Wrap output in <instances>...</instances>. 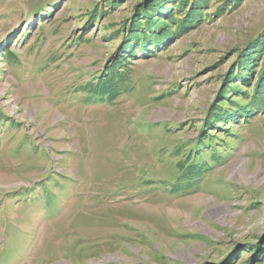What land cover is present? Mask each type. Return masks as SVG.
I'll use <instances>...</instances> for the list:
<instances>
[{"label": "rangeland", "instance_id": "obj_1", "mask_svg": "<svg viewBox=\"0 0 264 264\" xmlns=\"http://www.w3.org/2000/svg\"><path fill=\"white\" fill-rule=\"evenodd\" d=\"M0 264H264V0H0Z\"/></svg>", "mask_w": 264, "mask_h": 264}, {"label": "bare ground", "instance_id": "obj_2", "mask_svg": "<svg viewBox=\"0 0 264 264\" xmlns=\"http://www.w3.org/2000/svg\"><path fill=\"white\" fill-rule=\"evenodd\" d=\"M227 200V199H226ZM177 203V202H176ZM180 203V202H179ZM164 206V205H163Z\"/></svg>", "mask_w": 264, "mask_h": 264}]
</instances>
